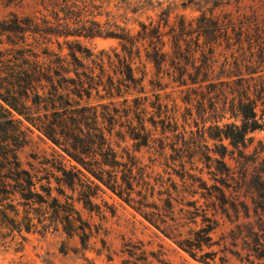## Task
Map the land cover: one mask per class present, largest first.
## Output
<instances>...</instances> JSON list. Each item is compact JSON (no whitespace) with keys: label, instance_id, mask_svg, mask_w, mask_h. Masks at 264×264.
Segmentation results:
<instances>
[{"label":"trees","instance_id":"1","mask_svg":"<svg viewBox=\"0 0 264 264\" xmlns=\"http://www.w3.org/2000/svg\"><path fill=\"white\" fill-rule=\"evenodd\" d=\"M188 6L198 14L181 11ZM44 7L49 13L0 19V236L3 227L60 223L78 229L86 248L90 225L75 200L100 211L94 198L107 188L202 264H264V145L252 146L264 127V16L241 0ZM69 35L111 37L118 47L93 52ZM168 87L170 102L160 92ZM33 128L74 162L54 150L38 160L45 174L25 167L18 152Z\"/></svg>","mask_w":264,"mask_h":264},{"label":"rangeland","instance_id":"2","mask_svg":"<svg viewBox=\"0 0 264 264\" xmlns=\"http://www.w3.org/2000/svg\"><path fill=\"white\" fill-rule=\"evenodd\" d=\"M49 1L51 0H0V19L10 16L12 13L40 15L43 12L47 14L49 11L45 9L44 4ZM203 4L210 6L209 1L203 2ZM235 8L232 3L217 7L216 11L220 9L234 10ZM241 8L255 10L259 15L264 16V0H241ZM181 11L188 17L198 14V10L193 6H188ZM9 34V38H17L16 35ZM68 38L82 42L93 52H97L100 48L118 47L117 39L111 37L69 35ZM0 39H6V32L0 33ZM62 39V36L59 37L60 41ZM29 40L32 38L30 37ZM52 40L53 42L50 44L56 49V42L54 38ZM63 46V52H67L68 48L65 43ZM76 53L86 64H91L89 58L83 57L78 51ZM136 64H139L138 60ZM149 67L148 63L147 68ZM169 91V87L165 91H160L164 100H168V102L170 100L165 97V92ZM172 96H175L178 103L183 105L178 90L172 91ZM96 99L97 97H94L91 100L95 101ZM106 100L104 99V101ZM194 109L193 116H196ZM181 111H184L182 107ZM189 119L191 120V118ZM179 121H181L180 118ZM253 136L252 146L258 145L259 140H262L264 145V127L253 132ZM54 150L61 153L60 158L66 166H69L70 162H74L72 159L69 160V156L49 138L33 128L27 142L20 148L18 154L22 164L40 176L45 174V170L50 167L48 163H41L38 160L45 158L52 160L55 155L52 153ZM138 154L148 161L151 151L142 148ZM158 168L161 169V167ZM209 176L210 174L204 171L203 177L208 182H212L213 180ZM176 179L178 178L176 177ZM40 182L44 183L45 178L40 179ZM51 184H57L53 178H51ZM64 189L67 195H75V192L69 188L64 187ZM54 194H56L55 190ZM60 199L65 200V196L61 195ZM94 200L100 205V211L88 210L75 200V206L82 219L90 225L87 228L90 235L86 248L80 244L78 229L67 232L60 223L57 228L50 226L48 229L42 230L38 225L28 231L22 229L20 232L16 229L11 231L9 227H3L5 232L0 236V264H161L150 251L155 252L170 264H202L178 247L170 238L109 189L100 190ZM13 235L14 237L11 239ZM142 250L147 254L145 261L138 259Z\"/></svg>","mask_w":264,"mask_h":264}]
</instances>
